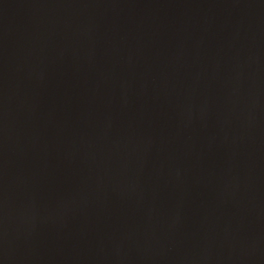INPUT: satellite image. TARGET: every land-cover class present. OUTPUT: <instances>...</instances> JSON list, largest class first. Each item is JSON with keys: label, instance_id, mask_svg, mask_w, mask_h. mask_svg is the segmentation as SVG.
Returning a JSON list of instances; mask_svg holds the SVG:
<instances>
[{"label": "water", "instance_id": "water-1", "mask_svg": "<svg viewBox=\"0 0 264 264\" xmlns=\"http://www.w3.org/2000/svg\"><path fill=\"white\" fill-rule=\"evenodd\" d=\"M0 264H264V0H0Z\"/></svg>", "mask_w": 264, "mask_h": 264}]
</instances>
